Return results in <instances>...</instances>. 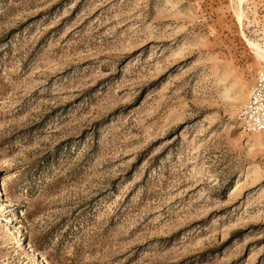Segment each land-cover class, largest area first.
<instances>
[{
  "label": "rangeland",
  "instance_id": "374dc122",
  "mask_svg": "<svg viewBox=\"0 0 264 264\" xmlns=\"http://www.w3.org/2000/svg\"><path fill=\"white\" fill-rule=\"evenodd\" d=\"M247 39L264 0H0V264H264Z\"/></svg>",
  "mask_w": 264,
  "mask_h": 264
},
{
  "label": "built area",
  "instance_id": "2783aa9c",
  "mask_svg": "<svg viewBox=\"0 0 264 264\" xmlns=\"http://www.w3.org/2000/svg\"><path fill=\"white\" fill-rule=\"evenodd\" d=\"M238 118L245 131L264 132V71L258 70Z\"/></svg>",
  "mask_w": 264,
  "mask_h": 264
},
{
  "label": "bare ground",
  "instance_id": "6f19581e",
  "mask_svg": "<svg viewBox=\"0 0 264 264\" xmlns=\"http://www.w3.org/2000/svg\"><path fill=\"white\" fill-rule=\"evenodd\" d=\"M241 1L242 0H240V2ZM237 15H238V20L241 22L242 12H238ZM247 43H248L249 47L252 49V51H254V53L258 57H260L262 61H264V50L262 49L261 45L258 42H255V41L249 40V39H247ZM8 180L9 179L7 178V176H2L1 182H0V195H2V193L4 192L5 186L7 185Z\"/></svg>",
  "mask_w": 264,
  "mask_h": 264
}]
</instances>
